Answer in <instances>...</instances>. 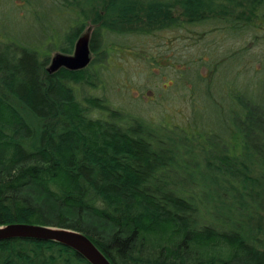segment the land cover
<instances>
[{
  "label": "trees",
  "instance_id": "1",
  "mask_svg": "<svg viewBox=\"0 0 264 264\" xmlns=\"http://www.w3.org/2000/svg\"><path fill=\"white\" fill-rule=\"evenodd\" d=\"M54 1L59 10H78L66 18L72 25L58 48L66 55L89 29L90 52L102 58L112 36L193 27L237 35L264 20V0ZM11 52L7 57L0 51V226L80 232L112 264H264L260 225L243 227L232 210L223 226L204 225L193 192L170 180L184 152L176 142L196 143L205 156L212 152L206 143L211 132L200 143L183 129L163 131L83 94L82 87L97 88L96 75L88 74L92 59L79 71L49 73L47 55L20 43ZM236 98L240 110L233 120L264 125L261 101H244L240 92L227 105ZM228 124L222 140L216 138V163L206 167L220 175L215 179L237 182L239 195L251 198L249 187L261 190L264 175L249 171L246 161L234 163L236 169L230 163L237 146L247 145ZM259 140L264 149V135ZM0 264L89 263L59 243L17 238L0 241Z\"/></svg>",
  "mask_w": 264,
  "mask_h": 264
},
{
  "label": "rangeland",
  "instance_id": "2",
  "mask_svg": "<svg viewBox=\"0 0 264 264\" xmlns=\"http://www.w3.org/2000/svg\"><path fill=\"white\" fill-rule=\"evenodd\" d=\"M55 4L59 6L54 0H0V47L8 45L1 54L10 56L18 43L47 55L49 62L62 54L59 49L64 47L65 32L72 25L66 18L71 20L78 10L62 11ZM256 26L237 35L193 27L112 36L107 38L109 52L102 58L91 54L88 74L96 75L97 88L85 86L79 91L106 99L111 108L163 131L183 129L200 143H205L201 136L211 132L206 143L212 152H205V156L195 149L196 143L176 142L184 152L171 169L170 180L175 184L183 181L184 189L193 192L204 225L223 226V216L232 210L243 227L254 230L260 225L261 234L256 237L264 240V197L256 196L264 187L250 186L251 198L240 196L242 189L237 182L215 179L212 176L220 175L206 167V162L216 163L217 142L227 133L229 123L247 145L237 146L239 153L235 152L230 163L236 169L234 163L246 161L249 171L264 175V149L259 140L264 125L240 124L238 117L233 120L232 115L240 110L237 98L227 105L240 92L244 101L259 100L264 105V20ZM90 31L83 34L89 38Z\"/></svg>",
  "mask_w": 264,
  "mask_h": 264
},
{
  "label": "water",
  "instance_id": "3",
  "mask_svg": "<svg viewBox=\"0 0 264 264\" xmlns=\"http://www.w3.org/2000/svg\"><path fill=\"white\" fill-rule=\"evenodd\" d=\"M89 38L81 35L75 43L71 55L57 54L51 58L46 70L53 73L61 68L68 71H79L91 62ZM35 239L51 241L72 249L89 264H112L105 255L82 233L69 229L33 226L26 224H10L0 226V241L9 239Z\"/></svg>",
  "mask_w": 264,
  "mask_h": 264
},
{
  "label": "bare ground",
  "instance_id": "4",
  "mask_svg": "<svg viewBox=\"0 0 264 264\" xmlns=\"http://www.w3.org/2000/svg\"><path fill=\"white\" fill-rule=\"evenodd\" d=\"M33 226H38V225H33ZM43 227H46V226H43ZM41 241H43V240H41ZM49 242H51V241H49Z\"/></svg>",
  "mask_w": 264,
  "mask_h": 264
}]
</instances>
